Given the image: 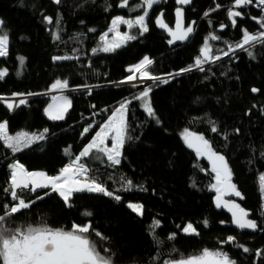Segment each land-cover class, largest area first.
<instances>
[{"label": "trees", "instance_id": "1", "mask_svg": "<svg viewBox=\"0 0 264 264\" xmlns=\"http://www.w3.org/2000/svg\"><path fill=\"white\" fill-rule=\"evenodd\" d=\"M119 1L62 0L56 4L54 0H0V19L9 37L8 54L0 57V69L8 70L0 79V97L6 101L16 97L14 93H21L27 100L14 109L0 101V123L8 122L10 135L22 131L39 134L48 129L44 140L17 153L0 141V214L3 204L11 206L3 192L11 164L19 161L30 171L58 174L79 155L113 111L131 100L127 120L132 139L124 145L121 164L111 166L106 158L103 162L92 157L81 160L91 169L90 175L122 200L85 191L74 194L68 207L53 192L14 215L8 226L46 224L53 229L72 230L74 224H91L102 236L91 232L89 238L102 254L111 257L113 264H165L201 254L205 249L222 250L236 264H264V255H257L264 250V191L259 179L264 175V42L247 48L254 58L240 49L230 52L227 58L223 55L229 44L235 46L242 40V29L249 33L264 31L251 19L261 16V10L255 3L237 9L244 16L237 18V27L233 28L227 15L233 0H195L185 10L186 22H197L192 38L184 45L169 48L154 18L164 10V20L172 26L176 5L175 0H161L148 11L149 31L141 35L136 30L137 39L114 52L93 53L115 16L134 19L146 10H132V5L139 2L136 0L127 11L118 12ZM216 4L223 7L213 11ZM45 16L53 17L54 23H47ZM222 24L228 27L219 32ZM57 33L60 40L54 38ZM211 34L221 37L209 40L214 55L221 59L206 62L203 71L193 67L168 79V83L115 85L132 75L128 69L145 56L153 61L147 68L151 74L179 73L194 65ZM64 55L75 58L53 60ZM20 56L25 58L22 72ZM57 79L69 82L66 94L72 101L63 120H52L44 112L52 98L42 94L50 93ZM147 86L152 87L151 105L160 123L148 116L142 101L133 99ZM253 88L259 91L254 93ZM89 125L90 131L84 133ZM212 127L217 131L213 132ZM185 129L203 135L216 152L227 158L233 182L242 194L241 204L260 225L255 233L241 231L228 214L216 207V193L211 189L215 174L186 146L182 135ZM127 180L133 182L130 191L123 190ZM45 191L49 190H38L25 199L34 200L35 195ZM129 203L142 204L143 215L133 212ZM87 212L92 215H85ZM155 221H160L159 226ZM189 223L198 234L183 232ZM229 236L234 241L229 242ZM238 245L251 251L245 253Z\"/></svg>", "mask_w": 264, "mask_h": 264}, {"label": "snow or ice", "instance_id": "2", "mask_svg": "<svg viewBox=\"0 0 264 264\" xmlns=\"http://www.w3.org/2000/svg\"><path fill=\"white\" fill-rule=\"evenodd\" d=\"M56 4H61L62 0H54ZM161 3V0H143L141 5L146 9H153L157 4ZM176 3L181 6H186L192 3V0H176ZM261 10V16L251 17L260 25L261 29H264V0H233L231 7L227 9V15L231 21L233 28L237 27V18H243L244 12L237 10L247 8L254 5ZM120 7H129V0H122ZM223 7L220 4H216L215 11ZM135 10V9H133ZM176 24L173 29L163 20V13H161L156 20L159 27L166 29L171 35L172 39L169 43H175L176 41H186L190 35L194 32L192 26L185 27L183 22L184 8H176ZM205 16L209 13L205 12ZM149 16V12L146 10L142 15L136 16L134 19H128L124 16H116L112 22L108 31L104 32L101 36V45L98 48L92 49L93 53L98 52H114L128 41L137 39L136 35L129 34L128 32H121L119 30L120 25H126L128 29L138 27L140 34L149 31L146 18ZM45 21L49 24L54 23L53 17L45 16ZM59 24V20L55 21ZM195 24V22H191ZM4 21L0 19V57H4L8 54L9 37L6 32L3 31ZM221 29L228 27L227 25H221ZM94 31V30H92ZM109 32L114 33V37L109 39ZM242 40L235 44V46L229 44L228 51H224L223 55L228 56L230 52L234 53L236 49L248 51V55L254 58L253 53L249 51L246 46L252 45L257 42H264V31L258 33H249L247 29H242ZM54 38L60 40L61 37L57 33ZM221 37L215 34H211L209 39L205 41L204 46L201 49V55L197 56L195 63L192 66L181 69L180 73L189 72L193 67L203 71L202 65L206 62H214L221 59L220 55H214L213 48L209 43V40H220ZM227 43V42H225ZM75 57L68 55L55 56L54 61L69 60ZM23 63V58H20ZM153 61L145 56L140 63L132 66L128 69L133 73L126 77L125 82H134L137 77L136 73L140 74V79L152 80L154 82L168 83V80H161L160 77L152 75L146 69L151 66ZM8 73V70H0V79H3ZM170 76L172 74H169ZM135 86V84L133 85ZM81 87L89 88L88 85ZM53 91H63L69 89V82L67 80L57 79L52 85ZM152 91L151 86H147L138 96L133 99L143 102L148 116L156 119L157 123H160L156 116L155 110L151 105L150 93ZM252 92H258L259 89L253 88ZM90 94V92H89ZM25 94L14 93L13 96L22 97ZM28 95H32L31 93ZM53 103L48 106L46 112L52 120H63L65 114L72 106V101L64 95L52 97ZM0 101H5L4 97H0ZM6 102L8 109H14L19 105H25L26 99H19L18 102L13 100ZM131 100H127L121 103L117 107L111 117L102 124L100 130L95 133V136L91 139L83 150L76 156L71 163L62 168L58 174L49 175L44 171H30L19 161L11 164L10 179L7 182V186L3 188V192L11 201V206L8 203L3 204V214H0V264H113L110 256L102 254L96 247L94 241L89 238L91 232H95V235L102 236V234L92 228L91 224L84 226L73 225L72 230L53 229L46 224L40 225H20L15 227L8 226L12 217L21 213L23 210L29 209L36 203L37 200L44 199L45 196L51 193H57L65 202L66 206L71 207V200L74 194L89 192L100 193L106 196L114 198L116 201H121L122 197L115 194L112 190H109L102 182L98 181L94 176L90 175L91 169L81 160L83 158L92 157L95 160L101 162L106 160L110 162L111 166H117L121 164V157L123 154V148L125 143L132 139L129 135L130 125L127 120L128 105L131 104ZM91 125L86 127L83 132L88 133L91 129ZM213 132L217 131L216 127H212ZM238 131V130H237ZM48 129H44L42 133H29V132H17L15 135H10L8 130V122L0 123V141L6 145L13 153L22 151L28 148L37 141L45 139V134ZM183 139L189 148L195 150L197 156L206 158L211 164V172L214 173L215 183L211 185V189L215 191V203L218 208H226L232 216V223L240 229L257 230L260 225L257 221L249 219V212L242 208L240 204L234 200H226V196L241 197V193L236 189V185L232 183V172L228 165L227 159L224 155L216 152L212 144L203 135L196 132L185 129L183 132ZM111 139L112 143L109 146L108 141ZM68 153V149L65 150ZM70 154V153H69ZM261 188L264 191V175L260 176ZM127 187L124 191H130L133 187V182L127 180ZM38 190L45 191L43 195H35L34 200H26L25 197L28 194H37ZM145 190V189H141ZM133 212L138 215H143V205L138 203H129L127 205ZM87 216H91V212L85 213ZM264 215V212H262ZM207 221H204L207 226ZM223 223V222H222ZM160 221H155V225L159 226ZM183 232L186 234H198L197 229L193 224L189 223ZM234 237L229 236L227 240L229 242L234 241ZM243 248L245 253L251 251V249L238 245ZM257 255H264V250L258 252ZM171 264H236V261L231 259L228 253L217 250L210 251L205 249L201 255L192 256L187 259H180L178 261L171 262Z\"/></svg>", "mask_w": 264, "mask_h": 264}, {"label": "water", "instance_id": "3", "mask_svg": "<svg viewBox=\"0 0 264 264\" xmlns=\"http://www.w3.org/2000/svg\"><path fill=\"white\" fill-rule=\"evenodd\" d=\"M135 1H136V0H129V6H130L132 3H134ZM194 1H195V0H192V3L189 4V5L181 6V5L177 4V3H176V0H175V5H176V8H178V7H183V8H184V17H183L184 25H185V27H187V26H192V27L194 28V32H195V27H196L197 22H196L195 20H192L191 22L194 21L195 24H192L191 22L187 23V22H186V18H185V10H186L187 8H189V7L193 4ZM121 3H122V0L119 1L118 4H117V10H118V12L127 11L129 7H120V4H121ZM176 8H175V10H176ZM175 10H174V22H173V25H172V26L169 25V26L172 27L173 29L175 28L176 19H177V17H176V11H175ZM161 13H163V20H164V10H161V11L156 15V17L154 18V25H155V27H156V29H157L158 31L163 32V33L166 35V37H167V45H168V47H169V48H174V47H177V46H181V45L186 44V43L192 38L194 32L190 35V37H189L188 40H186V41H176L175 43L170 44V43H169V40L172 39L171 35L169 34V32H168L166 29L159 27V25L156 23L157 17H158ZM164 22L166 23L165 20H164ZM224 29H225V28L221 29V27H220L218 31H219V32H223ZM238 51H241V49L238 50ZM238 51H237V52H238ZM229 56H230V55L225 56V58H227V57H229ZM196 133H197V132H196ZM198 134H199V133H198ZM185 144H186V142H185ZM186 146H187V144H186ZM187 147H188V146H187ZM188 148H189V147H188ZM189 149H190L192 152L196 153L194 149H192V148H189ZM218 153H219V152H218ZM219 154H221V153H219ZM225 158H226V157H225ZM202 159L205 160V161L209 164V166L211 167L210 162H209L206 158L202 157ZM226 159H227V158H226ZM227 162H228V160H227ZM228 165H229V162H228ZM229 167H230V166H229ZM232 183L235 184V183L233 182V174H232ZM236 189H237V187H236ZM237 190H238V189H237ZM238 191H239V190H238ZM239 192H240V191H239ZM215 197H216V195L214 196V203H215ZM225 199H226V200H234L236 203L240 204V206H241L242 208H244L245 210H247V209H246L245 207H243L242 204H241V201H242V195H241V197H236V196H234V195H232V196H226ZM215 205H216V203H215ZM216 207H217V206H216ZM217 208H218V207H217ZM220 209H222V210H223L226 214H228V215L230 216V218L232 219L231 213H230L226 208H220ZM247 211L249 212V210H247ZM248 218L251 219V218H250V213H249V217H248ZM234 226L237 227L235 224H234ZM237 228H238V227H237ZM239 229H240V228H239ZM240 230L243 231V232H247V233H255V232H256V230H251V229H240Z\"/></svg>", "mask_w": 264, "mask_h": 264}, {"label": "rangeland", "instance_id": "4", "mask_svg": "<svg viewBox=\"0 0 264 264\" xmlns=\"http://www.w3.org/2000/svg\"><path fill=\"white\" fill-rule=\"evenodd\" d=\"M143 3V0H139V2H135L133 5H132V10L133 9H138V5H141ZM147 11H149V9H146ZM145 10V11H146ZM142 15V14H141ZM118 16H122V15H118ZM116 17V16H115ZM114 17V18H115ZM113 18V19H114ZM125 18H127V17H125ZM128 19H131V18H128ZM122 26L123 25H120L119 26V30L123 33V32H128L129 34H132V35H136V30H138L139 32H140V30H139V28L138 27H134V29L132 28V29H128L127 28V26H126V28L123 30L122 29ZM110 27H111V24H110ZM109 27V28H110ZM3 31H4V29H3ZM5 32V31H4ZM102 36V35H101ZM114 37V33H112V32H109V39H112ZM101 39L99 40V44H98V47H100V45H101ZM253 45V44H252ZM252 45H249V46H246V48H249L250 46H252ZM23 58V63H21V60H20V58ZM24 62H25V58L23 57V56H20L19 57V71L20 72H22V68H23V65H24ZM206 65H204V67H205ZM203 67V66H202ZM2 69H5V68H1L0 70H2ZM147 70V69H146ZM148 71V70H147ZM139 76H140V74H138ZM137 75V76H138ZM140 82L141 83H143V80H141V81H138L137 79L134 81V82H126L125 84H130V85H138V84H140ZM50 97L52 98V97H54V96H61V95H64V96H67L68 97V95L66 94V92H67V90H63L62 92L61 91H59V90H56V91H53L52 89L50 90ZM69 98V97H68ZM19 99H21V97H11V98H9V99H6V101L7 102H11V101H13V100H15V101H17L18 102V100ZM23 99H25V98H23ZM53 103V99H51L50 101H49V103L47 104V106L45 107V110H44V112H45V115L49 118V116H48V114H47V112H46V109L48 108V106L50 105V104H52ZM145 109V108H144ZM146 111V110H145ZM5 122V121H4ZM111 143H112V141H111V139H109V141H108V144H109V146H111ZM203 253V252H202ZM201 253V254H202ZM201 254H198V255H201ZM198 255H194V256H198ZM190 257H192V256H190ZM187 258H189V257H187ZM187 258H183V259H187ZM180 260V259H179ZM176 261H178V260H176ZM172 262H174V261H172ZM165 264H171V262H168V263H165Z\"/></svg>", "mask_w": 264, "mask_h": 264}, {"label": "built area", "instance_id": "5", "mask_svg": "<svg viewBox=\"0 0 264 264\" xmlns=\"http://www.w3.org/2000/svg\"><path fill=\"white\" fill-rule=\"evenodd\" d=\"M133 74V73H132ZM139 73H136L135 75H136V77H137V80L138 81H141V79H140V76L138 75ZM138 75V76H137ZM153 75V74H152ZM154 76H156V75H154ZM158 77H160L161 78V80H165V79H170V78H173V77H176L177 76V74H172L171 76L169 75V74H163V75H157ZM126 79L125 80H123V81H121V82H119V83H116L115 85H118V86H121V85H130V84H125L126 82ZM148 82H152V80H147V79H144L143 80V83H141L140 82V84H145V83H148ZM51 93V92H50ZM50 93H44V94H42V96H48V97H50L51 95H50ZM21 98H23V97H21Z\"/></svg>", "mask_w": 264, "mask_h": 264}]
</instances>
